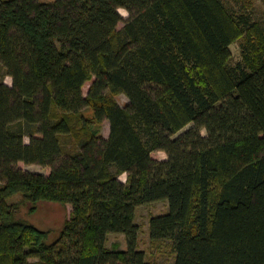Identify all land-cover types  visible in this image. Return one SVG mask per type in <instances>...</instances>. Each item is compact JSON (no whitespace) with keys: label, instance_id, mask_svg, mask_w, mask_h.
Masks as SVG:
<instances>
[{"label":"trees","instance_id":"trees-1","mask_svg":"<svg viewBox=\"0 0 264 264\" xmlns=\"http://www.w3.org/2000/svg\"><path fill=\"white\" fill-rule=\"evenodd\" d=\"M0 62L13 80L0 81V264H151L136 210L161 201L150 239L170 243L175 264H264V29L252 15L222 0H0ZM41 211L48 225L32 220ZM111 234L127 250L109 249Z\"/></svg>","mask_w":264,"mask_h":264},{"label":"rangeland","instance_id":"rangeland-1","mask_svg":"<svg viewBox=\"0 0 264 264\" xmlns=\"http://www.w3.org/2000/svg\"><path fill=\"white\" fill-rule=\"evenodd\" d=\"M41 3H53L55 0H39ZM225 6L234 14L242 15V14H250L253 19L258 22L262 28L264 29V0H222ZM122 16L126 19L129 17V13L125 9L120 10ZM123 25L121 24L120 27ZM244 42V39H240L236 43L231 46L232 51V60L230 62L231 67H235L242 60L241 54V45ZM3 80L6 84L12 86L13 80L10 76L7 75V71L4 68L3 64L0 62V81ZM117 102L125 107L129 104V98L125 94H120L116 97ZM193 128V124L186 127L182 130L175 138L179 137L181 134ZM101 133L105 139L109 138L110 135V123L109 121H104ZM203 136L207 137V131H202ZM63 146L66 151H72L76 146L72 140H69L67 137L63 138ZM26 143H29V138H26ZM155 156L161 160L166 161L168 159V155L165 152H157ZM21 169L35 173V174H43L47 175L49 172V168L44 167L38 164L31 165H23L19 166ZM115 172V169H113ZM122 183L126 184L128 180V174L121 175L118 178ZM18 196L11 198L15 200ZM169 211L168 201L156 202L150 205L140 206L136 210V218L135 223L139 225L140 231V239L139 245L140 249L144 251L147 255V259L151 264H175V253L173 248H171L170 243H165L160 246H154L150 239V220L152 217L164 215ZM59 217V216H58ZM31 218L37 224L48 225L49 222H52V218L43 211L34 214ZM44 218V219H43ZM30 220L31 222H33ZM57 221V218L56 220ZM57 233L52 235L53 240L57 237ZM55 237V238H54ZM121 243V247L127 250V240L124 235L121 234H111L108 237L107 247L111 249L114 243Z\"/></svg>","mask_w":264,"mask_h":264},{"label":"crops","instance_id":"crops-1","mask_svg":"<svg viewBox=\"0 0 264 264\" xmlns=\"http://www.w3.org/2000/svg\"><path fill=\"white\" fill-rule=\"evenodd\" d=\"M123 175H125V174H123ZM123 175H122V176H123Z\"/></svg>","mask_w":264,"mask_h":264}]
</instances>
